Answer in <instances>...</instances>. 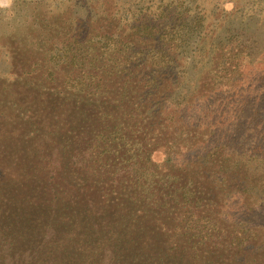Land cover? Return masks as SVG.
Returning a JSON list of instances; mask_svg holds the SVG:
<instances>
[{
	"label": "trees",
	"instance_id": "trees-1",
	"mask_svg": "<svg viewBox=\"0 0 264 264\" xmlns=\"http://www.w3.org/2000/svg\"><path fill=\"white\" fill-rule=\"evenodd\" d=\"M13 2L0 264H264V0Z\"/></svg>",
	"mask_w": 264,
	"mask_h": 264
},
{
	"label": "rangeland",
	"instance_id": "rangeland-1",
	"mask_svg": "<svg viewBox=\"0 0 264 264\" xmlns=\"http://www.w3.org/2000/svg\"><path fill=\"white\" fill-rule=\"evenodd\" d=\"M14 3L15 2H13V0H0V8H3L8 14V9H10ZM230 6L231 5H228V7ZM4 40V37L0 35V90L6 89L7 91L8 87H12L16 84L18 89L21 88V91L17 93L20 107L21 104L24 103L23 108H28V106H31L32 108L35 107L33 111H36L38 110L37 104L47 97L50 89L43 90L39 74H35L33 77L29 75L28 78L30 77V79L26 80L20 74V69L17 72H12L10 70L14 62H7L5 59V50L3 49V46L5 43H7V41ZM17 44L22 47V43L20 41H18ZM17 111H20V109L17 108ZM164 156L165 155L162 152H157L155 154V159L161 163L164 160Z\"/></svg>",
	"mask_w": 264,
	"mask_h": 264
}]
</instances>
